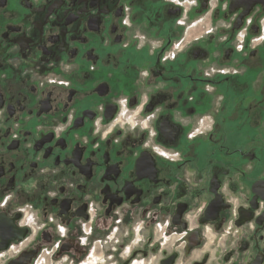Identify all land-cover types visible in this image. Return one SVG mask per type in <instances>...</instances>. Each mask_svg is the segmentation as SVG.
<instances>
[{
	"label": "flooded vegetation",
	"instance_id": "flooded-vegetation-1",
	"mask_svg": "<svg viewBox=\"0 0 264 264\" xmlns=\"http://www.w3.org/2000/svg\"><path fill=\"white\" fill-rule=\"evenodd\" d=\"M0 264H264V0H0Z\"/></svg>",
	"mask_w": 264,
	"mask_h": 264
},
{
	"label": "rangeland",
	"instance_id": "rangeland-1",
	"mask_svg": "<svg viewBox=\"0 0 264 264\" xmlns=\"http://www.w3.org/2000/svg\"><path fill=\"white\" fill-rule=\"evenodd\" d=\"M195 24H196V23L190 24V26H188L187 29L189 28L190 31H193L194 28H192V27H193ZM203 24H205V23H202L201 25H203ZM193 33H194V31H193ZM194 34H195V33H194Z\"/></svg>",
	"mask_w": 264,
	"mask_h": 264
}]
</instances>
